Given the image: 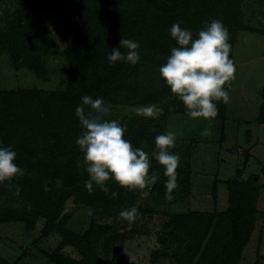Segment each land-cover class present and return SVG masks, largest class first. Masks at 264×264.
<instances>
[{
  "label": "trees",
  "instance_id": "trees-1",
  "mask_svg": "<svg viewBox=\"0 0 264 264\" xmlns=\"http://www.w3.org/2000/svg\"><path fill=\"white\" fill-rule=\"evenodd\" d=\"M239 6V0H21L22 8L71 9L78 14L80 26L65 52L69 71L64 92L0 89V141L12 147L17 153L15 163L24 169L22 176L0 183V189L11 190L9 204L0 205V223L21 220L31 229L42 216L43 235L55 232L61 237L57 248L46 254L50 264H101L100 257L106 259L109 255L111 241L102 250L99 239L108 228L90 225L83 232H75L65 227L66 214L57 219L70 194L78 193L85 203L99 199L112 204L118 198H110L98 187L91 194L85 189L87 173L77 167L83 153L75 143L82 132L76 115L81 97L99 96L105 103L116 105L155 104L163 110L162 120L169 112H187L173 106L175 94L161 78L150 80L153 67L165 63L170 49L176 46L169 29L180 22L195 38L205 21L218 19L228 28L232 40L236 32L247 28L239 18ZM3 19L0 16V21ZM25 27L15 18L5 19L0 24V52L9 53L16 68L29 64L35 75L43 79L40 64L43 44L35 30ZM121 38L139 41L137 64L124 60L109 63L108 52L119 47ZM120 51L126 53L127 49L121 47ZM85 111L92 110L85 106ZM106 118L112 119L109 114ZM152 120L126 117L121 122L126 128L125 138L134 148H145L147 153L158 151L154 138L164 133ZM152 157L148 175L158 172L154 186L165 193L168 177L164 175V166ZM26 177L35 184L25 181ZM255 182L254 177L250 182L236 179L226 182L229 205L224 211L205 214L208 220L185 264L241 263L259 213L256 200L260 186ZM107 186L118 195L122 191L119 184ZM34 188L41 192L34 195L31 190ZM170 224L174 225L175 220L169 221ZM188 229L185 227L183 231L186 233ZM173 231L174 228L167 235L180 240V234L174 235ZM64 246L73 248L77 256L61 251ZM0 264L9 263L0 257Z\"/></svg>",
  "mask_w": 264,
  "mask_h": 264
},
{
  "label": "rangeland",
  "instance_id": "rangeland-1",
  "mask_svg": "<svg viewBox=\"0 0 264 264\" xmlns=\"http://www.w3.org/2000/svg\"><path fill=\"white\" fill-rule=\"evenodd\" d=\"M239 5V18L247 28L239 30L229 40V55L236 71L234 79L224 86L229 91V101L217 102L219 117L206 120L192 118L187 112H169L164 120L162 115L152 120V124L164 133H176L175 145L169 151L179 154L181 159L177 187L171 191L170 198L167 192H160L154 186L152 178L156 179L158 172H153L148 175L144 189L121 187L117 201L112 204L99 199L85 203L78 193L64 200L57 219L66 214L67 229L83 232L90 225L108 228L99 239L102 250L111 241L107 249L109 255L106 259L100 257L101 264L189 262L187 258L194 242L208 220L205 214L224 211L229 205L226 182L232 179L250 182L252 177L260 186L256 200L259 213L240 264H264V0H239ZM0 16H4V21L15 18L25 28L36 31L43 44L40 64L45 76L38 78L29 64L16 68L11 55L1 51L0 89L64 92L69 71L65 52L78 33V14L71 9L22 8L21 0H0ZM156 77L160 75L155 66L150 80L156 81ZM174 97L173 106L186 110L176 95ZM106 105L110 118L120 122L126 117L143 118L130 114L133 107L141 105ZM149 155L151 165L152 153ZM24 179L35 184L30 178ZM106 183L118 185L114 180ZM8 190L0 189L2 206L8 205L11 199V190ZM31 190L34 195L41 192L35 188ZM132 206L138 210L135 219L119 216L122 209ZM171 220H175V224L169 226ZM44 224L42 216L31 229L21 220L0 223V257L9 264H50L46 254L57 248L61 237L55 232L43 235ZM185 227L189 228L186 233ZM173 228V234H180V240L167 235ZM61 251L77 256L70 246H64Z\"/></svg>",
  "mask_w": 264,
  "mask_h": 264
},
{
  "label": "clouds",
  "instance_id": "clouds-1",
  "mask_svg": "<svg viewBox=\"0 0 264 264\" xmlns=\"http://www.w3.org/2000/svg\"><path fill=\"white\" fill-rule=\"evenodd\" d=\"M176 46L170 49L166 62L159 66L160 78L170 91L183 103L192 118L203 117L206 120L218 114L217 102L227 103L229 91L224 86L234 79L236 71L230 58L231 44L229 30L223 21L212 19L205 21L195 38L193 33L181 27L180 22L173 23L169 29ZM126 48L122 53L120 48ZM140 43L130 38H121L118 48L108 52L109 63L124 60L135 65L140 60ZM85 106L92 111L86 112ZM162 109L155 104L133 107L130 114L145 118H158ZM109 108L103 97L90 95L81 97L76 107V115L82 128L75 143L83 153L82 161L77 162L88 178L84 181L85 189L91 194L98 187L110 198H117L118 193L110 191L107 181L114 180L121 187L144 189L147 186L150 168V155L141 148H134L125 138L126 128L119 120L107 119ZM208 130H205L207 134ZM158 151L152 156L164 166L166 192L169 194L177 187L180 164L179 154L169 151L176 142V133L167 131L154 138ZM17 153L11 146H4L0 141V183L22 176L24 169L15 163ZM153 181L155 177L152 178ZM137 208L122 209L119 216L133 220Z\"/></svg>",
  "mask_w": 264,
  "mask_h": 264
}]
</instances>
